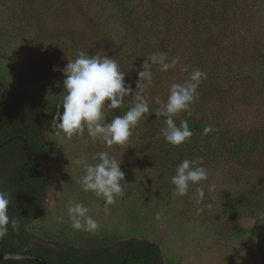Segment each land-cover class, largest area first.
Here are the masks:
<instances>
[{"label": "trees", "instance_id": "obj_1", "mask_svg": "<svg viewBox=\"0 0 264 264\" xmlns=\"http://www.w3.org/2000/svg\"><path fill=\"white\" fill-rule=\"evenodd\" d=\"M101 2L132 36L131 46L137 52L135 68L121 60L117 62L128 73L126 81L133 89L138 71L152 53H166L168 62L172 58L170 35L180 32L185 42L181 53L188 71L175 77L171 68L161 72L159 65H152V83L144 92L150 112L132 128V141L137 147V181L144 199L149 204H173L182 210L193 204V195L198 194V189H205L200 186L208 178L224 174V188L219 191L218 200L221 218L214 233L217 239L228 240L233 246L239 239L247 243L257 233V226H243L240 219L264 222V0H171L167 4L148 0L150 11L143 14L136 0ZM160 13L164 21L159 27ZM25 16L35 22V28L39 27L41 20L35 10L27 9ZM147 19L153 21L147 24ZM162 31L164 36L160 35ZM74 37L68 30L60 35L69 51L75 53L73 56L61 58L62 51L57 50L59 57L55 60V50L47 55L38 51L27 66L29 82L14 81L0 71V145L5 149L13 146L6 154L14 151L12 156L4 157L13 166L7 173V190L11 194L20 192V198H24V203L17 200L11 204L15 213L10 217L17 219L20 226L15 230L9 226L2 238L7 243H0V251L41 256L49 264H166L160 245L146 236L120 237L124 233L118 232L112 237L73 238L63 233L46 237L28 229L42 213L47 185L44 171L52 143L47 132L55 133L49 126L65 95L62 74L59 77L53 69L76 59L79 42ZM193 69L206 73V78L201 79L190 114L182 111L174 117L178 126L181 120H187L193 135L173 146L160 135L166 127L165 118L153 113L159 107L157 98L166 103L169 91L157 95L153 89L160 85L162 77L169 81L174 77L175 83L183 84ZM47 87L52 88V93H45ZM132 99L125 97L119 109L105 106V122L126 112ZM255 103L261 106L262 116L246 120L245 111ZM60 110L63 111L62 106ZM209 125L214 131L204 135L203 130ZM200 157L207 179L190 184L187 195L174 199L171 178L177 165L184 159ZM197 207L196 211L202 209L201 214L212 216L213 211L204 206V200ZM258 227L264 230V226ZM0 264L38 263L11 259L0 260Z\"/></svg>", "mask_w": 264, "mask_h": 264}, {"label": "rangeland", "instance_id": "obj_2", "mask_svg": "<svg viewBox=\"0 0 264 264\" xmlns=\"http://www.w3.org/2000/svg\"><path fill=\"white\" fill-rule=\"evenodd\" d=\"M170 1L158 0L161 4ZM136 2L140 5L141 14L150 11V5H146L148 0ZM31 8L40 17L38 28H35L31 18L25 16V11ZM159 16L160 27L164 18L162 13ZM151 21L147 19L145 22L149 24ZM67 30L72 31L79 42L76 51L82 50L91 55L106 54L135 68L137 52L131 46L132 36L122 29L111 12L108 13V7L101 0H0V71H4L14 81L29 82L27 66L38 51L47 55L55 50V60L59 57L57 50L62 51L61 58H67L68 54L75 55L67 48L66 41L60 38L61 33ZM163 33L160 35L164 36ZM168 39L172 41L169 63L176 61L171 70L173 76L178 77L185 68V55L181 53L185 42L180 32L170 35ZM59 69L62 68L59 66ZM56 72L61 77L62 73ZM63 79L62 75V82ZM159 83L153 91L163 95L175 83L174 77L170 81L162 77ZM44 90L45 93H52L50 87ZM244 116L249 121L259 119L262 116L261 106L255 103L245 111ZM47 133L52 136V143L49 144L45 169L46 193L42 213L31 223L28 228L30 231L46 237L57 233L73 238L83 235L112 237L118 232L124 233L120 237L146 236L160 245L166 264H264V230L258 227L264 226L263 221L240 219L243 226H257V233L247 243L239 239L233 246L228 240L217 239L214 233V227L221 218L218 200L219 191L224 188V174H213L200 186L201 189L205 188L204 206L213 211L212 216L209 213L201 214V211L197 214V205L201 206L203 201L197 203V193L193 195V204L182 210L176 209L173 204H149L141 194V184L137 181L138 160L137 147L132 141L135 134L133 129L125 144L110 147L99 140L93 141L87 130L84 132L85 137L74 135L71 139L63 134L57 136L51 131ZM99 152H107L120 161L125 173L124 182H121L123 192L114 204L108 206L107 213L101 197L83 190L80 181L85 170L82 164L77 163L81 160L95 164L98 160H94L93 156ZM70 202L86 206L88 215L98 222L99 228L94 232L73 229L67 213ZM157 213H160V219L156 218ZM58 217H63V222H58Z\"/></svg>", "mask_w": 264, "mask_h": 264}, {"label": "clouds", "instance_id": "obj_3", "mask_svg": "<svg viewBox=\"0 0 264 264\" xmlns=\"http://www.w3.org/2000/svg\"><path fill=\"white\" fill-rule=\"evenodd\" d=\"M56 46V45H55ZM176 61L168 62L166 53H152L143 63L142 70L138 71L135 89L126 81L127 72L121 69L118 62L104 54L95 55L89 52L79 51L74 60H68L62 68H54L60 71L63 79L62 103L57 105L56 115L52 117L50 128L57 136L63 134L71 139L74 135H83L87 130L88 136L93 141H101L107 146L123 145L130 135L131 129L150 112L149 103L144 92L152 83V65H159V71L166 72L175 67ZM188 71L186 67L184 69ZM206 78V73L193 69L189 73V79L181 83H173L169 89L166 103L157 98L159 105L153 110L156 117H164L166 127L161 129L160 135L164 140L179 146L189 139L193 133L187 120H181L179 126L174 117L180 112L190 114L191 105L195 102L197 89L201 79ZM132 96V106L122 115L114 116L110 122H105L103 109H119L124 98ZM61 106L63 111L61 112ZM214 131L211 125L206 126L203 134ZM98 160L95 164L78 160L85 170L80 183L85 192H93L104 200V210L109 211L108 206L115 203L116 198L122 194L125 173L121 169V162L109 156L107 152H99L93 156ZM203 157L197 159H184L175 169V175L171 178L174 185L173 198L187 195L190 184H197L206 180L208 173L203 166ZM199 199L203 200L204 192L198 189ZM10 196L7 192L0 191V239L8 233L11 226L14 230L20 224L17 219L9 216ZM202 209H197V214ZM89 209L82 203L70 202L67 205L68 218L71 227L76 230L94 232L99 224L88 215ZM160 219V213L156 214ZM58 222H63V217H58Z\"/></svg>", "mask_w": 264, "mask_h": 264}, {"label": "flooded vegetation", "instance_id": "obj_4", "mask_svg": "<svg viewBox=\"0 0 264 264\" xmlns=\"http://www.w3.org/2000/svg\"><path fill=\"white\" fill-rule=\"evenodd\" d=\"M3 147H4V145L1 144L0 145V157H2V158H0V191L7 192L9 194L10 200H11V204H13V205L16 204V201L17 200H19L20 202H23L24 203V200H23L24 198L23 197L20 198V196H21L20 192H18L17 194H11L7 190V188H8V184H7V177H8V175H7V173H8V171L11 168H13V166L8 161L4 160V157H7V156L10 157V156H12L14 154V151L12 150L13 151V154L11 153V151L10 152H7L9 154L8 155V154H6V151L11 150L13 148V146H11V145L10 146H7L6 149L3 148ZM10 153H11V155H10ZM28 172H29V170H28ZM44 173H45V171H44ZM45 176H46V174H45ZM45 193H46V190H45ZM45 193H44V195L42 197V205H43ZM11 204L9 205V209H8L9 216L10 215H13L15 213V210H14L13 207H11ZM4 241L7 243V240L2 239V241H0L1 245H4V243H3Z\"/></svg>", "mask_w": 264, "mask_h": 264}, {"label": "water", "instance_id": "obj_5", "mask_svg": "<svg viewBox=\"0 0 264 264\" xmlns=\"http://www.w3.org/2000/svg\"><path fill=\"white\" fill-rule=\"evenodd\" d=\"M11 259H27L33 260L38 264H49L46 259L41 256L26 254L21 252H1L0 251V260H11Z\"/></svg>", "mask_w": 264, "mask_h": 264}]
</instances>
